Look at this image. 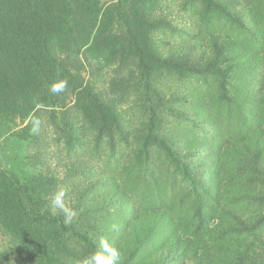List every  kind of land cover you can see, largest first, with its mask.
I'll return each instance as SVG.
<instances>
[{
  "label": "trees",
  "instance_id": "16d2710c",
  "mask_svg": "<svg viewBox=\"0 0 264 264\" xmlns=\"http://www.w3.org/2000/svg\"><path fill=\"white\" fill-rule=\"evenodd\" d=\"M199 37L204 62L159 43ZM65 53L130 70L110 91L132 103V138ZM43 112L69 154L92 142L115 163L133 144L118 210L100 208L112 228L53 207L63 180L37 167ZM176 126L206 148L181 152L163 135ZM0 230V264H78L112 237H130L129 262L264 264L250 254L264 248V0H0Z\"/></svg>",
  "mask_w": 264,
  "mask_h": 264
},
{
  "label": "rangeland",
  "instance_id": "374dc122",
  "mask_svg": "<svg viewBox=\"0 0 264 264\" xmlns=\"http://www.w3.org/2000/svg\"><path fill=\"white\" fill-rule=\"evenodd\" d=\"M173 15L176 14L174 11ZM211 37L205 39L194 38L188 43L177 44L175 42L170 45L163 44L159 40L160 46L165 54L186 55L194 60L204 62L211 54L210 48ZM63 57L74 67L82 69V72L93 82L95 89L105 98L114 103L116 108L126 118V130L132 138L133 133L138 128V123L131 116V101L123 102L116 99L112 90L113 80H121L125 78L130 70H124L119 73L116 68L106 65L105 67L99 61L87 58L86 54L79 55L63 54ZM92 71V73H90ZM171 88L177 86L171 83ZM167 89V88H166ZM188 119L194 118L195 114L188 112ZM48 112H43L42 120L36 124V132L39 133L42 146L36 148V154H41V161L37 167L44 172L56 176L63 180L62 191L64 193V201L68 208H77V215L81 211H87V215L97 223L98 227L112 228L103 221V211L100 209L105 208L116 212L117 208L110 207V202L124 194L122 189L113 188L112 184L114 178L119 172L123 170L127 162L129 153L132 152L133 144L124 146L122 149V157L112 162L108 152L99 153L94 151V144L87 142L84 146L77 148L75 153L69 154L65 149V142L59 138L56 129L48 123ZM80 124V122H78ZM163 135L175 143L176 147L181 152H186L191 149L203 150L207 146V141L204 140L201 144L195 142L194 138L188 137L187 132H184L182 126H176L170 130H166ZM202 156V155H200ZM107 182V186L104 183ZM111 189V190H109ZM126 194V193H125ZM115 226L117 223L114 224ZM130 237L123 239H115L112 237L108 242L112 247L117 248L123 257L122 264H151L148 260H137L129 262L128 255L132 249ZM6 242V236L0 230V245ZM264 246V245H262ZM261 247V246H260ZM258 248L255 251L251 249L250 254L254 255L259 261L264 262V248ZM194 264V263H193Z\"/></svg>",
  "mask_w": 264,
  "mask_h": 264
},
{
  "label": "clouds",
  "instance_id": "9594fccd",
  "mask_svg": "<svg viewBox=\"0 0 264 264\" xmlns=\"http://www.w3.org/2000/svg\"><path fill=\"white\" fill-rule=\"evenodd\" d=\"M67 87L66 81H59L54 82L50 86V91L53 94H59L65 90ZM53 207L58 209L61 212L67 213L68 209L64 201V193L59 192L56 194L55 198L53 199ZM70 222V220L66 219V223ZM123 257L121 252L117 249L112 247L107 241L102 240L101 242V249L83 256L79 261L78 264H122Z\"/></svg>",
  "mask_w": 264,
  "mask_h": 264
}]
</instances>
